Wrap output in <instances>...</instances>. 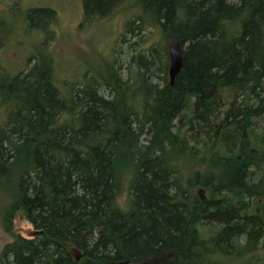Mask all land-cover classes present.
<instances>
[{
	"label": "trees",
	"instance_id": "1",
	"mask_svg": "<svg viewBox=\"0 0 264 264\" xmlns=\"http://www.w3.org/2000/svg\"><path fill=\"white\" fill-rule=\"evenodd\" d=\"M81 4L78 25L129 13L108 75L66 95L51 39L0 75V264H264V0ZM41 15L55 36L56 11L28 20ZM18 214L34 236L15 232Z\"/></svg>",
	"mask_w": 264,
	"mask_h": 264
},
{
	"label": "rangeland",
	"instance_id": "2",
	"mask_svg": "<svg viewBox=\"0 0 264 264\" xmlns=\"http://www.w3.org/2000/svg\"><path fill=\"white\" fill-rule=\"evenodd\" d=\"M82 0H16L0 4V75L13 77L23 71L29 58L32 56L38 60L46 55L42 45L48 42L51 49L56 52L55 72L58 74L59 89L69 95L68 90L80 83L81 80L92 82L100 74V69L105 70L104 75H108L110 61L114 60V49L119 44L121 35L124 32V22L129 13L126 10L109 11L96 21L89 20L81 23ZM52 8L56 11L57 18L54 24L55 36L48 35V22L46 16L41 15L33 22L28 20V11L34 8ZM40 32L38 38L34 33ZM53 33V32H52ZM159 34L156 35V38ZM130 42L138 38L128 35ZM4 42V43H3ZM4 45H3V44ZM145 48L150 46L146 41ZM105 54L108 61L101 60V55H95V49ZM64 87V88H63ZM6 107H5V106ZM3 106V107H2ZM0 105V127L8 120L12 105L4 103ZM121 203L125 198L122 196ZM9 200L5 196H0V253L12 237L4 231L2 222V212L7 207ZM15 232L25 237L35 235L32 224L26 221L21 214H18L15 224ZM218 254L216 259H218ZM223 261V257H219ZM227 264H238L230 259Z\"/></svg>",
	"mask_w": 264,
	"mask_h": 264
},
{
	"label": "water",
	"instance_id": "3",
	"mask_svg": "<svg viewBox=\"0 0 264 264\" xmlns=\"http://www.w3.org/2000/svg\"><path fill=\"white\" fill-rule=\"evenodd\" d=\"M168 49H169V75L171 83H173L176 75L183 67V55L181 53V43L177 35H170L168 38ZM127 264H132L127 262Z\"/></svg>",
	"mask_w": 264,
	"mask_h": 264
}]
</instances>
